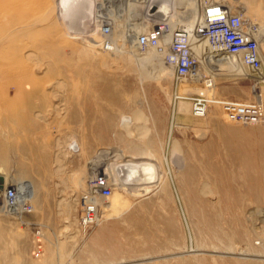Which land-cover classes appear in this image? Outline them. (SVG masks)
<instances>
[{
  "label": "rangeland",
  "instance_id": "1",
  "mask_svg": "<svg viewBox=\"0 0 264 264\" xmlns=\"http://www.w3.org/2000/svg\"><path fill=\"white\" fill-rule=\"evenodd\" d=\"M40 1L29 0L27 14L14 17L33 26L8 45L32 57L17 74L28 86L8 90L15 104L0 120V174L6 186L32 193L26 211L0 213V264H264V120L230 121L217 103L260 95L264 105V84L224 71L208 89L213 103L197 117L193 95L181 92L188 83L165 62L137 64L143 53L135 56L119 37L122 53L105 51L101 41H68L56 7L45 19ZM224 1L264 25V0ZM128 11L124 24L134 23ZM260 52L264 61V43ZM105 149L126 159L147 157L156 180L135 196L118 187L106 165L112 193L125 200L112 209L100 206V217L84 222L89 161Z\"/></svg>",
  "mask_w": 264,
  "mask_h": 264
},
{
  "label": "bare ground",
  "instance_id": "2",
  "mask_svg": "<svg viewBox=\"0 0 264 264\" xmlns=\"http://www.w3.org/2000/svg\"><path fill=\"white\" fill-rule=\"evenodd\" d=\"M28 3L29 0H0V33L2 29H5V26L8 27L6 28L7 30H3L7 31L5 32V34H3L4 36L0 34V120H2V122L4 121L3 118L6 117L2 115L5 113H2L4 109H10V107H13L15 104V101L11 98L9 99L8 97L9 88L14 87L18 91L19 88H25L28 83V81L26 82L27 79L25 80L23 78L24 80H20V77L18 78V75H20L18 74V72L20 69V63L28 61L30 57H32V54L28 52V50L24 51L23 53L21 52V54H17V52H15V48L12 47V49H10L8 47L9 42H12V40L14 39V35H17V33L19 32H25L27 34L33 26L26 24L27 22L21 23L18 21V19L15 20L14 18L19 17L20 20V17L24 13L27 14L28 9H30V5ZM225 3L226 2L224 0H41L39 3V10H46L45 14L42 16L46 19L47 16L54 13V6L56 7L55 9H57L58 18L62 21V24L64 25V27H62L65 28L63 32L64 38L68 41H77L82 39H86L87 41L92 42L101 41V46H103V49L105 51L120 52L121 47H118V45L116 44L117 37L121 38V41H123V39H127L125 41H129V43H131L129 49H131L135 56H140V52L143 53L141 54V57L135 58L137 61L136 63L143 65V67L144 65H147L149 67L148 64L154 65V62H156L158 65H161L162 62H160V60L164 62L165 56L167 54L169 55L172 51L171 44L184 45L186 49H188L190 55L196 63L193 66L195 70L199 72V68L205 69L206 67L209 69V71L205 72L210 74V77L214 79L215 76L220 75L224 71L235 73L237 75L241 73L244 74L245 72L243 71V67L239 63L238 58L236 56L228 57L219 54L218 52H216L217 50H215V48H212L213 46L208 45L209 40H207L205 37L199 36L200 34H198V31L203 29L204 27L203 9H205L206 7H211L215 4L226 5L227 8L230 9V12L236 13L240 17L249 21V24H252L250 27L254 26L255 28L254 31H256V36L259 40L260 46L264 43V25H259L257 21H255L247 14L245 9L237 8L238 12H235L233 10L234 8H232L233 6ZM246 6H248V4ZM128 10L132 11V15L130 16L132 17V19L130 21L134 23L124 24L122 22V17L126 13L125 11L129 12ZM7 17H10V19H8ZM144 27H147V30H143ZM117 32H119V35L116 34ZM175 32H177L178 34L174 35ZM13 45L15 46V43H13ZM156 65L154 68H156ZM168 66L173 69L171 65ZM45 69L46 68L44 67V70ZM148 70L150 71V69ZM23 72L25 73V71ZM167 72H169V70ZM156 75H158V73ZM140 76L141 75H139V77ZM199 81L200 80L188 81L189 83L186 84L188 88L185 87L184 89H182L181 92L186 90L199 91L205 93L208 92L209 90L203 88L202 85L199 84ZM3 87H6V89L3 90ZM183 95L185 96V94ZM256 98L257 100L260 99L259 96H257ZM187 107L189 109L188 105ZM179 109L180 111L185 110L186 106L182 105ZM11 116H13L12 119L13 121H15L17 116L15 117V115L13 114ZM132 119L134 120L135 117ZM2 122L0 123V126H2L4 131V125L2 124ZM122 122L124 124H130L129 122H131V120L129 121V118L124 117L122 119ZM7 136L10 139V142H12L10 136ZM6 139V133L3 132V140ZM29 140H31L29 136L23 137L24 144L30 145ZM56 141H58V139ZM60 145L62 146V144ZM60 154L61 153H59L58 155ZM57 157L58 156H56V159L59 158ZM107 161H111V163L107 164ZM106 165L111 168V171L114 175L113 178L116 179L114 181H119V184L117 182L115 185L118 184V187L120 189L127 190L133 193L135 196L139 194V191H147L150 189L145 185L150 183L148 181H150L151 179L156 180L154 176L156 175L157 167L155 168V165L152 162L148 161L147 157H129L128 159H126V156H123L122 153L118 154L115 150L105 149L89 161L90 176H96L97 174H99L106 177ZM81 178H78L77 181H75L74 188L78 187ZM5 180L6 178L0 174V213L7 211V213L18 215L21 211H24V206H27L29 204L28 202L31 198L32 192L29 194V192L25 191L24 189L20 190V188L14 184L6 186ZM96 199L94 200V207L96 208V211L94 212V217L96 219L100 217L97 211L100 206L103 208L112 209V207L119 200L122 202V199H120V195L117 193V191H114L113 193L111 192V195L106 198V202L97 201V203Z\"/></svg>",
  "mask_w": 264,
  "mask_h": 264
},
{
  "label": "built area",
  "instance_id": "3",
  "mask_svg": "<svg viewBox=\"0 0 264 264\" xmlns=\"http://www.w3.org/2000/svg\"><path fill=\"white\" fill-rule=\"evenodd\" d=\"M204 27L198 31L199 36L209 40L208 45L213 46L221 55L238 58L243 67L244 74L236 75L249 76L254 85L264 84V61L260 52V43L256 36L254 26L240 17L238 14L230 12L226 5L215 4L203 9ZM248 23V24H247ZM250 27V28H249ZM178 33L175 32L174 35ZM171 53L165 56L164 62L173 67L176 79L181 83L200 80L199 84L205 89H210L213 78L205 71L208 68H199V72L193 67L194 59L188 49L181 44H171ZM203 97L191 96V111L193 115L201 117L205 114L208 104L213 103L208 93ZM257 96V95H256ZM260 98V95H258ZM179 98H185L179 95ZM223 108L225 117L233 122L243 124H254L264 120V105L261 99L253 102H231L217 101ZM107 175V174H106ZM112 184L106 177L97 174L88 180L87 188L82 192L81 197L84 202L83 221L91 222L95 219L94 200L96 198L106 199L111 195ZM26 211V206H24Z\"/></svg>",
  "mask_w": 264,
  "mask_h": 264
},
{
  "label": "water",
  "instance_id": "4",
  "mask_svg": "<svg viewBox=\"0 0 264 264\" xmlns=\"http://www.w3.org/2000/svg\"><path fill=\"white\" fill-rule=\"evenodd\" d=\"M185 95H195V96H199V97H203L204 93L203 92H199V91H183L182 92Z\"/></svg>",
  "mask_w": 264,
  "mask_h": 264
}]
</instances>
